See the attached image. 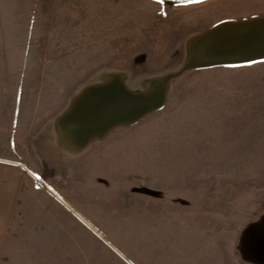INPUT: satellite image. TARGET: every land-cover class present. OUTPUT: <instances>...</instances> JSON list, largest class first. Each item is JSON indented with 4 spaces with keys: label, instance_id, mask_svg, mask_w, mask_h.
Here are the masks:
<instances>
[{
    "label": "rangeland",
    "instance_id": "rangeland-1",
    "mask_svg": "<svg viewBox=\"0 0 264 264\" xmlns=\"http://www.w3.org/2000/svg\"><path fill=\"white\" fill-rule=\"evenodd\" d=\"M227 1L0 0V157L63 205L53 264H264V58L187 68L141 119L71 154L56 140L82 88L146 92L191 35L264 13Z\"/></svg>",
    "mask_w": 264,
    "mask_h": 264
},
{
    "label": "water",
    "instance_id": "water-1",
    "mask_svg": "<svg viewBox=\"0 0 264 264\" xmlns=\"http://www.w3.org/2000/svg\"><path fill=\"white\" fill-rule=\"evenodd\" d=\"M191 1L198 0H163L170 4ZM187 50V60L181 68L161 77L146 92L129 91L114 80L82 88L60 115L59 127L63 137L81 146L94 137H102L116 126L141 119L162 105L169 80L187 68H205L264 58V15L221 21L191 35L187 40ZM109 110L114 112L110 113Z\"/></svg>",
    "mask_w": 264,
    "mask_h": 264
},
{
    "label": "crops",
    "instance_id": "crops-1",
    "mask_svg": "<svg viewBox=\"0 0 264 264\" xmlns=\"http://www.w3.org/2000/svg\"><path fill=\"white\" fill-rule=\"evenodd\" d=\"M239 1L228 0L225 4ZM225 4L222 8L226 9ZM26 172L21 162L0 157V264H53L54 249L62 260L64 250L70 248L64 245L63 227L56 233L55 244V228L49 225L54 221L49 214L63 205L52 193L24 192L25 185L32 182Z\"/></svg>",
    "mask_w": 264,
    "mask_h": 264
},
{
    "label": "bare ground",
    "instance_id": "bare-ground-1",
    "mask_svg": "<svg viewBox=\"0 0 264 264\" xmlns=\"http://www.w3.org/2000/svg\"><path fill=\"white\" fill-rule=\"evenodd\" d=\"M57 140V142L59 143V147H60V149L62 150V151H64V152H66V153H68V154H71V153H73V152H76L77 151V149H79V148H81V147H83L85 144H83V145H81V146H76V145H74V144H72V142H70V141H65L64 143L61 141V143L59 142V139H56ZM61 145V146H60Z\"/></svg>",
    "mask_w": 264,
    "mask_h": 264
},
{
    "label": "snow or ice",
    "instance_id": "snow-or-ice-1",
    "mask_svg": "<svg viewBox=\"0 0 264 264\" xmlns=\"http://www.w3.org/2000/svg\"><path fill=\"white\" fill-rule=\"evenodd\" d=\"M161 2H163V0H161Z\"/></svg>",
    "mask_w": 264,
    "mask_h": 264
}]
</instances>
